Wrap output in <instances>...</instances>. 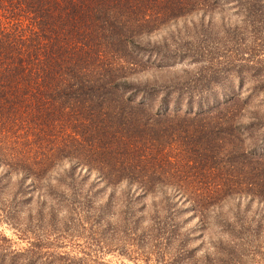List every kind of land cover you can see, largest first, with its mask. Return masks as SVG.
<instances>
[{"label":"trees","instance_id":"1","mask_svg":"<svg viewBox=\"0 0 264 264\" xmlns=\"http://www.w3.org/2000/svg\"><path fill=\"white\" fill-rule=\"evenodd\" d=\"M181 55L193 77L162 81ZM249 64L264 75V0H0V185L61 200L91 176L119 190L108 201L134 234L140 199L190 203L202 224L231 199L264 202V110L242 87L206 92ZM189 169L213 185L169 183Z\"/></svg>","mask_w":264,"mask_h":264},{"label":"rangeland","instance_id":"2","mask_svg":"<svg viewBox=\"0 0 264 264\" xmlns=\"http://www.w3.org/2000/svg\"><path fill=\"white\" fill-rule=\"evenodd\" d=\"M182 56L181 63L160 75L162 81L193 77L199 63ZM249 66L242 70V84L236 72L221 74L218 82L209 84L207 94L222 96L242 87V93H253L250 104L264 110V75L255 73L252 64ZM140 77L152 78L149 71L140 73ZM194 172L180 171L169 183L213 185L210 179ZM84 177L78 174L77 193L63 195L61 200L46 193L37 198V192L31 194V190L19 193L13 183L0 185V264H18L21 256L14 253L29 247L35 249L33 264H264V202L247 196L238 202L231 199L221 210L226 220L209 217L210 223L202 224L188 207L190 203L156 201L153 207L149 198L140 199L130 206L136 220L129 224H135L134 234L121 230L124 222L117 212L119 206L108 201L110 191L117 196L119 190L98 188L91 185V176ZM57 184L59 192L71 191L65 184ZM164 213L172 215L166 223L171 230L165 233L155 228V221L163 224ZM117 224L118 229L112 228ZM218 240L223 241L224 251L216 248ZM32 241L38 244L33 246ZM227 242L235 246L225 245Z\"/></svg>","mask_w":264,"mask_h":264}]
</instances>
